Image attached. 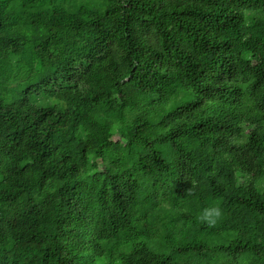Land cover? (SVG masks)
I'll return each instance as SVG.
<instances>
[{
  "label": "trees",
  "instance_id": "1",
  "mask_svg": "<svg viewBox=\"0 0 264 264\" xmlns=\"http://www.w3.org/2000/svg\"><path fill=\"white\" fill-rule=\"evenodd\" d=\"M0 264H264V0H0Z\"/></svg>",
  "mask_w": 264,
  "mask_h": 264
},
{
  "label": "clouds",
  "instance_id": "2",
  "mask_svg": "<svg viewBox=\"0 0 264 264\" xmlns=\"http://www.w3.org/2000/svg\"><path fill=\"white\" fill-rule=\"evenodd\" d=\"M223 209L219 205H213L203 209L201 218L209 224L217 223L218 219L223 216Z\"/></svg>",
  "mask_w": 264,
  "mask_h": 264
},
{
  "label": "rangeland",
  "instance_id": "3",
  "mask_svg": "<svg viewBox=\"0 0 264 264\" xmlns=\"http://www.w3.org/2000/svg\"><path fill=\"white\" fill-rule=\"evenodd\" d=\"M244 48L248 54H257L259 51V48L257 46L246 45V46H244Z\"/></svg>",
  "mask_w": 264,
  "mask_h": 264
}]
</instances>
